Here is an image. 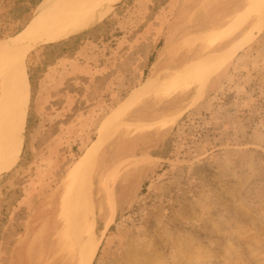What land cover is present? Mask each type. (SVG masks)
Listing matches in <instances>:
<instances>
[{
  "label": "rangeland",
  "instance_id": "rangeland-1",
  "mask_svg": "<svg viewBox=\"0 0 264 264\" xmlns=\"http://www.w3.org/2000/svg\"><path fill=\"white\" fill-rule=\"evenodd\" d=\"M45 1L0 0V41ZM26 66L0 264H264V0H131Z\"/></svg>",
  "mask_w": 264,
  "mask_h": 264
},
{
  "label": "bare ground",
  "instance_id": "bare-ground-1",
  "mask_svg": "<svg viewBox=\"0 0 264 264\" xmlns=\"http://www.w3.org/2000/svg\"><path fill=\"white\" fill-rule=\"evenodd\" d=\"M57 1L46 0V8L38 12L34 22L14 38L0 41V178L18 166L23 153L30 94L28 54L33 50L56 49L106 28L123 14L131 0H67L49 10ZM260 4H255L254 10ZM105 132L104 125L102 135ZM102 135L99 140L103 139ZM82 169V161H79L73 173L78 175Z\"/></svg>",
  "mask_w": 264,
  "mask_h": 264
},
{
  "label": "crops",
  "instance_id": "crops-1",
  "mask_svg": "<svg viewBox=\"0 0 264 264\" xmlns=\"http://www.w3.org/2000/svg\"><path fill=\"white\" fill-rule=\"evenodd\" d=\"M32 245H33V244H31L30 247H29V249L27 250V251H28V254H29V252L32 251ZM24 254H26V252H24ZM29 255H30V254H29ZM31 255H32V254H31ZM31 255H30V256H31ZM30 256H29V257H30ZM30 259H31V257H30ZM31 260L34 261L33 258H32Z\"/></svg>",
  "mask_w": 264,
  "mask_h": 264
},
{
  "label": "trees",
  "instance_id": "trees-1",
  "mask_svg": "<svg viewBox=\"0 0 264 264\" xmlns=\"http://www.w3.org/2000/svg\"><path fill=\"white\" fill-rule=\"evenodd\" d=\"M160 46H158V48H159ZM153 57H151L150 59H149V64L151 65V64H153Z\"/></svg>",
  "mask_w": 264,
  "mask_h": 264
}]
</instances>
